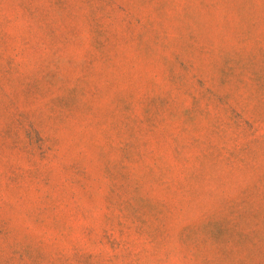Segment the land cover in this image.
Returning a JSON list of instances; mask_svg holds the SVG:
<instances>
[{"label": "rangeland", "instance_id": "374dc122", "mask_svg": "<svg viewBox=\"0 0 264 264\" xmlns=\"http://www.w3.org/2000/svg\"><path fill=\"white\" fill-rule=\"evenodd\" d=\"M0 264H264V0H0Z\"/></svg>", "mask_w": 264, "mask_h": 264}]
</instances>
